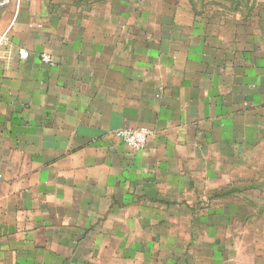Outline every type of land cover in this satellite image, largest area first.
I'll use <instances>...</instances> for the list:
<instances>
[{"label":"crops","instance_id":"crops-1","mask_svg":"<svg viewBox=\"0 0 264 264\" xmlns=\"http://www.w3.org/2000/svg\"><path fill=\"white\" fill-rule=\"evenodd\" d=\"M212 1L0 0V264H264L219 168L264 139V0Z\"/></svg>","mask_w":264,"mask_h":264},{"label":"rangeland","instance_id":"rangeland-1","mask_svg":"<svg viewBox=\"0 0 264 264\" xmlns=\"http://www.w3.org/2000/svg\"><path fill=\"white\" fill-rule=\"evenodd\" d=\"M211 3L207 10L218 9L217 0ZM220 167L225 172L220 182L224 187V199L240 205L231 213L234 218L226 225L225 240L237 252H247L248 217L255 212L264 213V139L260 147L243 154L238 161H225ZM246 259L242 260L246 262Z\"/></svg>","mask_w":264,"mask_h":264},{"label":"built area","instance_id":"built-area-1","mask_svg":"<svg viewBox=\"0 0 264 264\" xmlns=\"http://www.w3.org/2000/svg\"><path fill=\"white\" fill-rule=\"evenodd\" d=\"M6 44L7 38L6 35H3L0 37V46ZM17 54L22 59H27L30 56L29 52L23 48L18 49ZM40 60L44 64L52 65L51 56L45 52L40 54ZM149 134V130L144 127L133 130L120 129L114 133L116 138H118L126 147L134 151H140L145 148Z\"/></svg>","mask_w":264,"mask_h":264},{"label":"trees","instance_id":"trees-1","mask_svg":"<svg viewBox=\"0 0 264 264\" xmlns=\"http://www.w3.org/2000/svg\"><path fill=\"white\" fill-rule=\"evenodd\" d=\"M224 193V192H223ZM223 195V194H222ZM224 196V195H223Z\"/></svg>","mask_w":264,"mask_h":264}]
</instances>
